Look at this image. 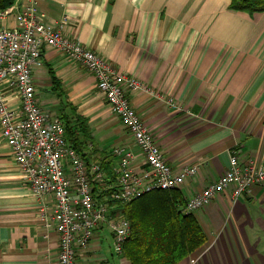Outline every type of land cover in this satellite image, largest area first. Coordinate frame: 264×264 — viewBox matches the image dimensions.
Masks as SVG:
<instances>
[{"label": "crops", "instance_id": "crops-1", "mask_svg": "<svg viewBox=\"0 0 264 264\" xmlns=\"http://www.w3.org/2000/svg\"><path fill=\"white\" fill-rule=\"evenodd\" d=\"M26 0H14L22 4ZM230 0H38L47 25L132 77L148 92L129 102L174 172L196 165L178 189L184 203L221 177L237 152L264 167V12L229 9ZM5 24L13 26L11 19ZM32 78L38 106L52 117L85 123L80 153L97 161L111 182L124 147L138 155L129 132L111 113L96 79L81 64L46 48ZM53 79L59 93L53 90ZM171 100L172 104H166ZM8 103L17 107L15 92ZM87 148V149H86ZM138 155L135 166L143 168ZM233 187L193 212L205 237L199 252L178 264H264V183L237 201ZM33 197L0 131V264H56L59 238L40 222ZM116 210V208H114ZM76 264H129L114 252L107 228L78 250Z\"/></svg>", "mask_w": 264, "mask_h": 264}, {"label": "built area", "instance_id": "built-area-1", "mask_svg": "<svg viewBox=\"0 0 264 264\" xmlns=\"http://www.w3.org/2000/svg\"><path fill=\"white\" fill-rule=\"evenodd\" d=\"M38 0H26L0 10V131L18 165L23 181L33 197L53 200L50 209L41 206L40 222L46 232L58 234L56 264H76L78 250L85 249L96 231L107 228L112 234L114 252L123 255L129 222L114 208L126 205L153 191L179 189L186 179L196 175L198 167H184L178 172L164 160L154 137L132 108L128 93L147 88L132 77L118 73L109 63L66 38L62 25L40 21ZM11 19L12 27L5 22ZM46 48L64 54L84 66L96 79L97 90L105 97L111 113L129 132L143 158L144 167L135 166L137 154L117 147L114 181L107 179L101 164L88 163L66 140L65 124L37 104L32 74L43 66ZM15 92L17 107L7 101ZM168 105L171 100H166ZM87 149V148H86ZM264 183V167L235 152L229 157L226 172L201 192L189 198L183 211L187 214L208 205L217 195L233 187V200Z\"/></svg>", "mask_w": 264, "mask_h": 264}, {"label": "trees", "instance_id": "trees-1", "mask_svg": "<svg viewBox=\"0 0 264 264\" xmlns=\"http://www.w3.org/2000/svg\"><path fill=\"white\" fill-rule=\"evenodd\" d=\"M13 3L14 0H0V10ZM229 9L263 13L264 0H230ZM53 90L59 96L54 79ZM64 124L66 140L80 153L86 138L84 121L76 118L72 125L65 119ZM184 204L176 189L153 191L116 207L115 212L129 222L123 247L129 264H178L203 249L206 237L193 214L183 211Z\"/></svg>", "mask_w": 264, "mask_h": 264}]
</instances>
